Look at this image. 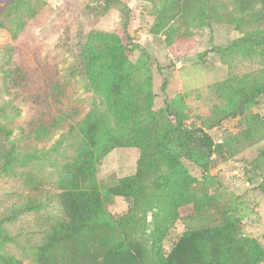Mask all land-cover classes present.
I'll return each instance as SVG.
<instances>
[{"label": "rangeland", "instance_id": "obj_1", "mask_svg": "<svg viewBox=\"0 0 264 264\" xmlns=\"http://www.w3.org/2000/svg\"><path fill=\"white\" fill-rule=\"evenodd\" d=\"M0 264H264V0H0Z\"/></svg>", "mask_w": 264, "mask_h": 264}, {"label": "trees", "instance_id": "obj_2", "mask_svg": "<svg viewBox=\"0 0 264 264\" xmlns=\"http://www.w3.org/2000/svg\"><path fill=\"white\" fill-rule=\"evenodd\" d=\"M172 63V62H170ZM173 64V63H172ZM185 139L189 140L190 142H193L199 146L205 147V148H211L214 147V142L210 135L203 133L201 131V134L197 135L194 134L192 131H187L184 133Z\"/></svg>", "mask_w": 264, "mask_h": 264}]
</instances>
